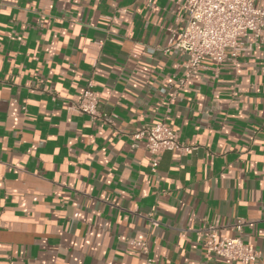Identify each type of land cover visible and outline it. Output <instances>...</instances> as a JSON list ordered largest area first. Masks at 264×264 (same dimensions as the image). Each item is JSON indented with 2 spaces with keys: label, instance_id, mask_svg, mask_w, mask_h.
Wrapping results in <instances>:
<instances>
[{
  "label": "crops",
  "instance_id": "0c3cea01",
  "mask_svg": "<svg viewBox=\"0 0 264 264\" xmlns=\"http://www.w3.org/2000/svg\"><path fill=\"white\" fill-rule=\"evenodd\" d=\"M185 24L182 0H0V264H231L208 225L264 264V45L182 86ZM91 79L114 126L72 110ZM164 121L194 149L153 169L132 135Z\"/></svg>",
  "mask_w": 264,
  "mask_h": 264
},
{
  "label": "built area",
  "instance_id": "2783aa9c",
  "mask_svg": "<svg viewBox=\"0 0 264 264\" xmlns=\"http://www.w3.org/2000/svg\"><path fill=\"white\" fill-rule=\"evenodd\" d=\"M182 11L185 27L171 43V47L185 58L182 86L192 81L205 60L216 65L236 60L244 50V40L250 35L257 45H264V7L256 0H182ZM99 106L91 79L72 110L93 121L114 126L113 117L102 113ZM132 139L145 142L153 169L158 167L166 152L186 154L194 149L181 142L178 134L165 121L138 129ZM242 226L243 222L238 221L232 229L241 233ZM196 235L207 258L224 259L231 264H252L260 258V252L242 237H224L215 226L202 227ZM135 245L148 253L145 243Z\"/></svg>",
  "mask_w": 264,
  "mask_h": 264
}]
</instances>
